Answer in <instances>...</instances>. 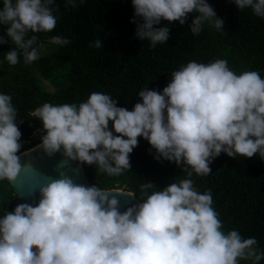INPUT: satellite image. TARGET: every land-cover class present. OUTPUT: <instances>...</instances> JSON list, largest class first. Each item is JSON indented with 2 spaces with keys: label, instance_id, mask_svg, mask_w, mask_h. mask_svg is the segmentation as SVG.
<instances>
[{
  "label": "clouds",
  "instance_id": "obj_1",
  "mask_svg": "<svg viewBox=\"0 0 264 264\" xmlns=\"http://www.w3.org/2000/svg\"><path fill=\"white\" fill-rule=\"evenodd\" d=\"M233 2L264 18V0ZM52 4L3 0L0 25L8 26V39L0 36V45L10 40L16 46L6 55L10 65L20 56L25 64L39 59L37 36L28 34L55 28ZM68 4L77 7L75 0ZM132 6L143 21L135 36L153 47L169 39V27H156L162 20L183 25L196 13L189 25L193 35L205 23L224 27L206 0H132ZM51 42L70 41L53 36ZM138 96L142 102L131 111L98 92L79 105L43 104L32 114L46 131L41 147L49 155L63 148L70 159L120 175L130 169L129 154L143 137L155 149V159L183 165L188 178L150 195L146 190L154 185H142L146 198L123 213L117 198H110L123 192L75 185L67 177L53 180L41 187L37 206L19 204L0 218V264H259L264 259L254 237L222 230L211 191L197 192L191 179L193 173L209 175L221 153L264 159V78L258 71L236 74L224 59L191 61L171 73L162 93L144 88ZM11 101L10 95L0 94V180L14 182L21 172V132ZM110 121L118 135L109 130Z\"/></svg>",
  "mask_w": 264,
  "mask_h": 264
},
{
  "label": "trees",
  "instance_id": "obj_2",
  "mask_svg": "<svg viewBox=\"0 0 264 264\" xmlns=\"http://www.w3.org/2000/svg\"><path fill=\"white\" fill-rule=\"evenodd\" d=\"M73 8L68 0H53L50 6L56 17V26L50 32L31 33L37 36L34 45L52 44L50 52L39 53V59L25 64L19 57L16 65L6 60L7 52L15 44L0 45V94L12 97L17 110L16 124L21 132V148L17 155L42 142V136L31 141L39 128L40 119L32 114L45 103L52 105L85 102L93 92L110 95L117 107L131 111L142 102L138 93L144 88L162 93L171 80V73L188 62L208 64L224 59L236 74L258 71L264 78V18L255 16L251 9L241 11L233 0H206L224 27L216 29L205 23L198 35L189 25L196 13L189 14L185 24L161 21L156 27H169L166 43L151 46L150 41L136 36L137 23L132 0H75ZM3 0H0V9ZM136 22H133V21ZM7 25H0V36H6ZM68 39L67 45L51 42V37ZM100 40L102 47L96 48ZM64 70L58 88L49 91L38 78L49 79ZM33 122V124H31ZM109 130L118 135L109 122ZM126 138V137H125ZM129 154L130 169L120 175L98 171L95 164L82 162L90 185L100 189H123L132 192L139 203L143 202L141 186L152 183L150 195L174 182L188 178L183 165L164 159H155L156 151L143 137ZM31 141V142H30ZM212 172L206 176L193 173L191 179L199 193L211 191L212 207L218 213L225 232L237 230L243 238L254 237L257 247L264 252V159L259 154L251 158H230L221 153L210 164ZM17 194L10 181L0 180V218L13 212ZM239 264H252L240 260ZM264 264V259L259 261Z\"/></svg>",
  "mask_w": 264,
  "mask_h": 264
},
{
  "label": "water",
  "instance_id": "obj_3",
  "mask_svg": "<svg viewBox=\"0 0 264 264\" xmlns=\"http://www.w3.org/2000/svg\"><path fill=\"white\" fill-rule=\"evenodd\" d=\"M33 124V122H31ZM43 126V123H39ZM41 144H37L28 150L18 154L21 165V172L16 180L11 182L17 200L15 208L19 204H30L37 206L40 199V189L46 186L53 180L63 179L65 177L72 180L75 185L91 187L86 179L85 171L82 162L79 160L70 159L64 155L63 148L59 152L49 155ZM97 187V186H96ZM106 191H120L123 193H111L118 200V211L123 213L128 208L138 205L139 202L132 192L123 189H102ZM132 194V195H128ZM35 251V249H33Z\"/></svg>",
  "mask_w": 264,
  "mask_h": 264
},
{
  "label": "rangeland",
  "instance_id": "obj_4",
  "mask_svg": "<svg viewBox=\"0 0 264 264\" xmlns=\"http://www.w3.org/2000/svg\"><path fill=\"white\" fill-rule=\"evenodd\" d=\"M53 48H54V45L52 44H47V45L41 44L37 48V50H38V53H44V52H50ZM1 62H2V55L0 54V63ZM63 72L64 70L57 71L53 74V77L49 79L42 78L41 75H39L38 78L40 79V81L42 82V84L45 86L46 89H48L49 91H54L58 88V85L62 81ZM41 135H46V131L43 129V126H39V128H37L33 132L31 141H36L37 139H39Z\"/></svg>",
  "mask_w": 264,
  "mask_h": 264
}]
</instances>
